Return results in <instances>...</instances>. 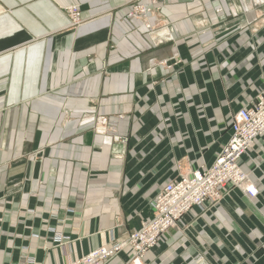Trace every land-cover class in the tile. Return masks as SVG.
<instances>
[{
  "label": "crops",
  "instance_id": "1",
  "mask_svg": "<svg viewBox=\"0 0 264 264\" xmlns=\"http://www.w3.org/2000/svg\"><path fill=\"white\" fill-rule=\"evenodd\" d=\"M132 1L0 0V264H67L126 238L264 91V0H162L131 19ZM239 164L257 197L193 207L142 264H264L263 138Z\"/></svg>",
  "mask_w": 264,
  "mask_h": 264
},
{
  "label": "built area",
  "instance_id": "2",
  "mask_svg": "<svg viewBox=\"0 0 264 264\" xmlns=\"http://www.w3.org/2000/svg\"><path fill=\"white\" fill-rule=\"evenodd\" d=\"M127 17L148 18L159 9L162 0H134ZM65 12L73 23L81 22V12L77 5L65 7ZM146 27L151 24L146 22ZM105 117L99 118L106 124ZM232 134L208 168L192 170L179 179L163 184L153 201V214L143 220L140 227L124 239L90 249L84 255L70 260L67 264H105L118 252L129 249L132 253L127 264H142L148 250L154 248L164 233L171 229H181L184 216L193 208H210L233 190H240L248 198H256L259 191L249 174L239 164V159L253 148L257 138L264 139V91L255 101L242 107L232 117ZM117 139V138H116ZM33 264V259H27Z\"/></svg>",
  "mask_w": 264,
  "mask_h": 264
},
{
  "label": "bare ground",
  "instance_id": "3",
  "mask_svg": "<svg viewBox=\"0 0 264 264\" xmlns=\"http://www.w3.org/2000/svg\"><path fill=\"white\" fill-rule=\"evenodd\" d=\"M70 20H71V19H70ZM82 21H83V20L81 19V22H80V23H76V24H75V23H73V21H71V25H73V26H75V25H79V24H81V23H82ZM115 139H116V138H115Z\"/></svg>",
  "mask_w": 264,
  "mask_h": 264
},
{
  "label": "rangeland",
  "instance_id": "4",
  "mask_svg": "<svg viewBox=\"0 0 264 264\" xmlns=\"http://www.w3.org/2000/svg\"><path fill=\"white\" fill-rule=\"evenodd\" d=\"M69 5H71V4H69ZM74 5H77V4H74ZM68 6V5H67ZM78 6V5H77ZM79 7V6H78ZM81 12V11H80ZM68 15V14H67ZM69 17V16H68ZM69 19H70V17H69ZM81 19L83 20V18L81 17ZM70 21V24H71V20H69ZM71 26H73V25H71ZM76 26V25H75Z\"/></svg>",
  "mask_w": 264,
  "mask_h": 264
}]
</instances>
